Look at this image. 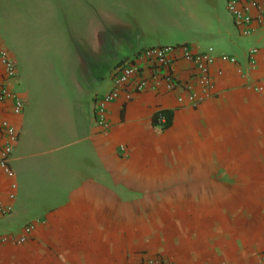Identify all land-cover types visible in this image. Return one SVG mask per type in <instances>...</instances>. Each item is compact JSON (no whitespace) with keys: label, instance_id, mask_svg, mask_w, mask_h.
Instances as JSON below:
<instances>
[{"label":"crops","instance_id":"1","mask_svg":"<svg viewBox=\"0 0 264 264\" xmlns=\"http://www.w3.org/2000/svg\"><path fill=\"white\" fill-rule=\"evenodd\" d=\"M27 1L32 14L20 4L16 14L12 1L5 31L0 26L18 68L11 85L25 102L18 116L11 101L0 102V124L10 120L20 131L0 264H134L152 256L264 264V28L242 34L226 0H119V12L105 0ZM160 46L213 48L215 89L197 107L183 87L123 90L110 106L112 129L102 133L95 97L113 88L121 64L135 61L151 76L139 55ZM170 71L203 97L182 53ZM161 110L174 112L163 133L152 123ZM10 182L1 172L4 200ZM29 225L34 233L17 244Z\"/></svg>","mask_w":264,"mask_h":264},{"label":"built area","instance_id":"2","mask_svg":"<svg viewBox=\"0 0 264 264\" xmlns=\"http://www.w3.org/2000/svg\"><path fill=\"white\" fill-rule=\"evenodd\" d=\"M227 10L232 15L235 25L242 30V34L250 35L258 28H264V0H226ZM259 49L254 48L249 52V62L255 65V56ZM190 62L195 71V78L203 93V97L193 91L190 85H182L170 71V65L177 55ZM154 72L151 76H145L142 68L130 61L115 68L112 73L113 88L102 96L95 97V122L100 131L107 134L112 129L110 121V106L119 99L123 90L130 89V93L143 92L149 88L159 92H171L179 87L189 90V101L198 106L205 99V94L215 89V82L211 74V68L217 58L213 55V48L205 52H193L184 46H160L144 49L140 55ZM220 59L237 63L234 57L222 56ZM0 63L4 69L3 79L0 80V102L11 101L12 113L21 115L24 111L25 102L20 94L13 88V83L18 76V68L12 59L9 50L0 40ZM183 101V100H182ZM165 122V119L162 120ZM20 131L10 120H3L0 124V173L10 179V191L7 200L0 197V222L11 215L16 201L17 183L16 174L11 166V157L19 142ZM121 151L126 148L121 146ZM35 231L34 225L25 227L22 235L15 239L17 244L27 242L30 235ZM264 263V253L262 254ZM134 264H170L163 256H152Z\"/></svg>","mask_w":264,"mask_h":264},{"label":"rangeland","instance_id":"3","mask_svg":"<svg viewBox=\"0 0 264 264\" xmlns=\"http://www.w3.org/2000/svg\"><path fill=\"white\" fill-rule=\"evenodd\" d=\"M12 1H15V7H17L16 9H15V11H16V14H18L20 11H21V8L18 6L19 4L21 5V7H22V9H24L23 7H25V5H26V11L29 13V14H32V12L34 11V9H30L29 7H32V6H29V5H27V4H23V2H26L27 0H0V26L3 28V30L5 31V29H6V23H7V17H8V13H9V11H12L13 9H10V7H13V5H12ZM29 1H31V0H29ZM48 1H50V0H48ZM106 1V3H107V5H106V3H105V6L107 7L106 9L108 10H110V11H115V10H118L117 12H119L121 9V6L124 4H122V3H120V2H118L119 0H105ZM28 2V1H27ZM34 2V0H32V2L31 3H33ZM131 2V5H133L134 3H132V2H134V0H126V2L125 3H130ZM9 4H10V6H9ZM103 4V3H102ZM130 6V5H129ZM226 8H227V5H226ZM141 10H142V12H144L145 10L144 9H142L141 8ZM65 15H67V14H65ZM144 16H146V14H144ZM115 29L113 28L112 29V32H113V36L115 37V36H118V31H114ZM135 43H137V42H135ZM123 50H125L124 48H123V45H120V46H118V48H117V51H123Z\"/></svg>","mask_w":264,"mask_h":264},{"label":"trees","instance_id":"4","mask_svg":"<svg viewBox=\"0 0 264 264\" xmlns=\"http://www.w3.org/2000/svg\"><path fill=\"white\" fill-rule=\"evenodd\" d=\"M163 119H165V122H162ZM152 123L153 126L158 128L160 132H166L173 126L174 112L169 110L158 111L154 114Z\"/></svg>","mask_w":264,"mask_h":264}]
</instances>
